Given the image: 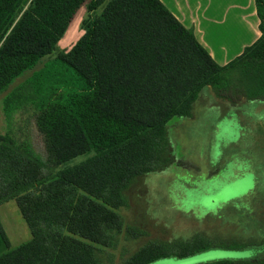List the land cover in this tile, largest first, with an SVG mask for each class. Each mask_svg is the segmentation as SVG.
Returning a JSON list of instances; mask_svg holds the SVG:
<instances>
[{
	"label": "trees",
	"instance_id": "1",
	"mask_svg": "<svg viewBox=\"0 0 264 264\" xmlns=\"http://www.w3.org/2000/svg\"><path fill=\"white\" fill-rule=\"evenodd\" d=\"M24 1L0 0L8 124L0 134V206L16 201L32 239L11 249L0 227L8 249L0 264H117L118 251V264H151L216 248L196 234L132 251L129 243L146 232L121 210L132 206L141 177L180 164L169 124L192 118L204 92L231 108L264 102V0H255L261 37L225 66L160 0H32L26 9ZM83 5L89 16L72 49L10 88L54 54ZM66 67L80 87L64 78ZM31 126L45 136L43 153ZM206 264H264V256Z\"/></svg>",
	"mask_w": 264,
	"mask_h": 264
},
{
	"label": "rangeland",
	"instance_id": "2",
	"mask_svg": "<svg viewBox=\"0 0 264 264\" xmlns=\"http://www.w3.org/2000/svg\"><path fill=\"white\" fill-rule=\"evenodd\" d=\"M88 16L86 5H83L57 44L54 54L25 73L10 88L20 85L40 70L46 61L69 52L84 34L83 21ZM64 78L76 83L77 87L81 86L78 77L67 67ZM2 97L0 134L8 129ZM223 115L225 119L222 120ZM228 117L233 118L226 121ZM219 120L223 123L216 124ZM30 131L34 146L43 153L45 136L35 126H31ZM168 136L173 155L180 164L141 177L129 193L132 206L121 210L127 224L138 225L146 232L145 237L129 243L130 249L134 251L139 245L155 239L188 240L202 234L211 241L215 240L212 242L217 245L216 248L183 258L169 257L151 264L194 259L206 264L263 257L264 102L231 108L216 103L204 92L194 104L193 117L171 122ZM92 155L73 159L66 166L78 165ZM9 202L0 206V227L11 249H15L22 245L18 231L25 223L16 201ZM248 243L255 245L241 247ZM3 249L7 250V244L0 232V251ZM217 253L232 255H213Z\"/></svg>",
	"mask_w": 264,
	"mask_h": 264
},
{
	"label": "crops",
	"instance_id": "3",
	"mask_svg": "<svg viewBox=\"0 0 264 264\" xmlns=\"http://www.w3.org/2000/svg\"><path fill=\"white\" fill-rule=\"evenodd\" d=\"M160 1L186 29L193 31L196 39L220 66H225L242 55L246 48L261 37L255 0ZM31 2L32 0H25L24 8ZM223 118L225 119L224 115L222 120ZM231 118L233 117L226 118V121L232 120ZM222 120L216 124L223 123ZM24 223V228L20 226L18 231L22 244L32 239L31 231L25 221ZM6 251L8 249H3L0 254Z\"/></svg>",
	"mask_w": 264,
	"mask_h": 264
},
{
	"label": "snow or ice",
	"instance_id": "4",
	"mask_svg": "<svg viewBox=\"0 0 264 264\" xmlns=\"http://www.w3.org/2000/svg\"><path fill=\"white\" fill-rule=\"evenodd\" d=\"M213 255H232V254L217 253V254H213ZM166 264H201V260L200 259H194V260L185 261V262L169 261V262H166Z\"/></svg>",
	"mask_w": 264,
	"mask_h": 264
}]
</instances>
